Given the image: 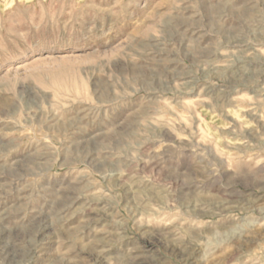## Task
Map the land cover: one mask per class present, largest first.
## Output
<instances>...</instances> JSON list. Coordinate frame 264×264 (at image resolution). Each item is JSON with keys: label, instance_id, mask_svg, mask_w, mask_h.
Listing matches in <instances>:
<instances>
[{"label": "rangeland", "instance_id": "rangeland-1", "mask_svg": "<svg viewBox=\"0 0 264 264\" xmlns=\"http://www.w3.org/2000/svg\"><path fill=\"white\" fill-rule=\"evenodd\" d=\"M0 253L264 264V0H0Z\"/></svg>", "mask_w": 264, "mask_h": 264}, {"label": "bare ground", "instance_id": "bare-ground-1", "mask_svg": "<svg viewBox=\"0 0 264 264\" xmlns=\"http://www.w3.org/2000/svg\"><path fill=\"white\" fill-rule=\"evenodd\" d=\"M252 48V47H251ZM237 54V53H236ZM242 54V53H241ZM249 58V57H248ZM8 237V236H7ZM44 250V249H43ZM39 252H40V250H39ZM41 253V252H40ZM46 253V252H45ZM1 254V253H0ZM41 256V255H40ZM43 256V255H42ZM45 256V255H44Z\"/></svg>", "mask_w": 264, "mask_h": 264}]
</instances>
